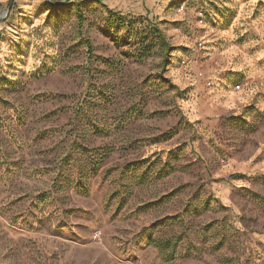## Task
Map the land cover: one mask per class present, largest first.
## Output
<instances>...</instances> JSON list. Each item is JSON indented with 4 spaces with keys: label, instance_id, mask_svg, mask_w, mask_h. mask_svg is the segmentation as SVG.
Returning a JSON list of instances; mask_svg holds the SVG:
<instances>
[{
    "label": "rangeland",
    "instance_id": "1",
    "mask_svg": "<svg viewBox=\"0 0 264 264\" xmlns=\"http://www.w3.org/2000/svg\"><path fill=\"white\" fill-rule=\"evenodd\" d=\"M46 2L0 0V264H183L191 240L188 264H264V188L216 186L242 177L226 151L264 145V0ZM195 77L242 97L216 128L188 115ZM240 220L259 238L224 246Z\"/></svg>",
    "mask_w": 264,
    "mask_h": 264
},
{
    "label": "crops",
    "instance_id": "2",
    "mask_svg": "<svg viewBox=\"0 0 264 264\" xmlns=\"http://www.w3.org/2000/svg\"><path fill=\"white\" fill-rule=\"evenodd\" d=\"M15 2H16V4L18 3L17 5H20L21 7L25 6V8H28V9H25L26 12L35 11V13L33 14L34 15L33 17H37L38 14L40 15V14H43V13L45 14L46 12H48V8H45L44 11L42 9L44 7L43 4H45V5L48 4L46 2V0H15ZM109 2H115V0H112V1L108 0V3ZM110 5H114V4H110ZM195 79L196 80L194 83V88L196 89L198 94L196 96H193L192 98H190L189 105H188V108H189V111H188L189 114L188 115L190 116L191 119L197 120L198 121L197 123H199L201 126L208 127V125H210L211 128L212 127L216 128L217 127L216 126L217 120L215 119L216 122L215 121H214V123L212 122V119L214 118L213 110H218L220 112L219 115H222L221 117H225V116H229L230 114L231 115L235 114L234 112L237 110L238 105L243 103L241 101L242 97L240 95H238V93L230 86V84H229L230 81L228 80V78L222 79L223 82H220V84L218 86H216L215 88H213L212 91H210L209 93H206L204 91L205 89H204L203 85L201 84V82L198 80V78L195 77ZM204 93L206 94L205 97H204ZM176 123H177V120L174 122V125ZM248 134H250V133H248ZM248 134L244 135V137L250 139V142L255 141V140H253L252 137L259 138V136L257 137V135H255V134L254 135H252V134L248 135ZM248 144H246V149H244V150H247ZM259 146H260V148H259ZM253 148H254V150L251 151V153H248V152L236 153L233 151H231V152L226 151L225 152L226 155L230 156L229 160L227 161V164H228L227 166L229 169L227 171H224L222 174H220V172L218 171L217 172L218 176H223V174L227 173V172H234L235 174H237V173L242 174V177L235 178V179L224 178L223 180H221L220 183H217L216 186H220L218 188L220 191V192H218L219 195L221 197H223V196L226 197V199L221 198L224 201V204H227V203L233 204L234 203L235 205L239 206L238 203H242L244 201V199L249 200V198H252L251 197L252 194L257 192L255 190H259V189L264 188V181H262V175H264V166L263 167L260 165L258 166V163L264 160V155H263L264 145L263 144L257 145V143L255 141V143L253 144ZM196 153H197V156L201 157V159H198V162L195 163V167L193 168L195 171L194 174H202L203 176H204L203 173H207V174L209 173L210 174L212 169L208 165L206 158L213 159L214 158L213 155H215V154L219 155V154L215 150L210 149V151L208 152L206 149H203V148L201 150L196 151ZM243 154H245V155L241 156ZM239 157L240 158L243 157L242 162H244V163L242 165L240 164V160L238 159ZM194 158H195V156H194ZM230 160H233V161H230ZM246 174H249V178H246L243 176ZM210 177H211V175H210ZM196 178L197 177H195V179ZM247 179H249V180L251 179V181H250L251 183L249 182L251 185L248 184ZM236 181H240V183H235ZM244 181H246V184L244 183ZM230 194H233V198L230 199V201H228L227 199H228V197H230ZM260 195L263 196V194H260ZM225 200H227V201H225ZM221 219H225L226 223H228L229 225L232 226V223L229 220H227V216H225V218L223 217ZM222 227H223V225H222ZM245 227L246 226L243 224V222L241 220H240V223L236 224L232 228L226 227V231H228V232H227V234L222 235V237L225 238L224 246L225 245H230V246L234 245L236 243L235 238L242 236L244 233H247L250 236L255 235V239L259 238V234H260L259 230L246 229ZM204 230H207V231H205L206 233H204V237H200V238L208 239L209 235L211 234L209 231V228L206 227ZM220 231H225V230L223 228ZM232 232H234V234L230 235V234H232ZM235 232H236V234H235ZM64 233H67V230ZM189 234L190 233L188 231L187 232V236H188L187 238H190L189 236H192L191 234L190 235ZM55 238L58 239L59 242H61V241L67 242L66 236L58 235V237H55ZM164 238H167V236H164ZM189 242L191 244L194 243V246L196 248V252H198V254L192 255L191 257L182 258L181 261L183 262V264H185V262H187V264L189 262L195 263V261H197V262L199 261V263H200V261H202L205 258V253H203V251H202V254H199L200 253V249H198L199 245H197L192 240ZM203 242H205V241H203ZM80 246L83 247L86 245L81 244ZM80 246L78 245L77 247H80ZM224 246H222V247L220 246V248L218 250H216V253H219L220 250H224V248H223ZM55 248H57V247H55ZM84 248H88V247H84ZM154 252L156 255H158V253H159V251L156 249ZM55 253H59V255H61V250L59 249V251L55 252ZM197 258H199V259H197ZM237 261L239 262V260H237ZM241 261L244 264L247 263V261H243V257H240V262ZM248 261H249V259H248ZM223 262L224 263H231V259L230 258L225 259ZM163 263H164L163 260H161L157 256L156 264H163Z\"/></svg>",
    "mask_w": 264,
    "mask_h": 264
}]
</instances>
